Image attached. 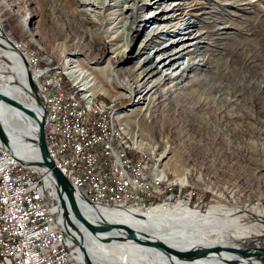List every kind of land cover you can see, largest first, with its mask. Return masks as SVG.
Wrapping results in <instances>:
<instances>
[{"label":"rangeland","instance_id":"1","mask_svg":"<svg viewBox=\"0 0 264 264\" xmlns=\"http://www.w3.org/2000/svg\"><path fill=\"white\" fill-rule=\"evenodd\" d=\"M80 1L0 0V35L17 48H23L30 59L33 54L41 66L49 67L54 84L60 89L72 94L78 91V97L80 93H87L96 102L105 103L112 110L111 116H117L113 122L116 129L125 124L128 129L123 138L130 146H138L141 153L131 152L148 154L146 162L152 165L151 170L158 172L157 188L166 190L167 186H177L180 194L185 191L195 194L190 208L166 207L170 212L162 217L170 226L156 227L153 221L151 225L134 219L154 228L157 234L163 231V242H172L180 251L187 245L202 247L198 250L200 254L214 247L264 249V0H184L195 8L202 7L193 12L201 16L196 18L193 34L205 32L206 42L197 45L203 55L208 54L203 50L205 47L213 48L209 43L218 44L219 52L212 53L215 59L212 63L219 64L220 72L215 73L213 66L200 69L193 66L180 80L181 90L176 96L170 91L164 96L165 86H162L148 101L139 100L130 79L124 84L121 81L133 75L126 68L134 60L116 66L109 51L112 36L118 29L121 31L122 16L116 14L117 9H111L93 20L82 13ZM224 26L227 29L221 34L218 27ZM147 29L143 24L130 33L131 38L138 37L128 54L137 52L140 33ZM191 39L189 43L199 40ZM189 60L187 57L186 63ZM198 60L193 61L198 63ZM13 67L16 65L8 53L0 49V74L7 80L0 79V88L17 87L22 94L15 100L35 108L34 99L19 88L22 71ZM71 70L82 73L78 75V82L67 72ZM111 70L120 82L111 76ZM191 78L199 81L192 82ZM172 85L168 83L167 87L170 89ZM180 92L186 96L181 97ZM202 100L208 104L203 105ZM10 115L11 124L2 115L9 126L27 133L31 131V125L19 115L12 111ZM28 153V157L34 155V150ZM144 166L143 169H148ZM154 209L133 213L152 220L157 217ZM113 214L109 217L114 223L115 219L127 216ZM201 223L209 225L207 232L203 233ZM192 231L199 234V240L177 243L180 236ZM83 241L87 256L94 264H114L119 260L110 254L109 260L104 258L103 263H96L97 258L90 256L92 247ZM115 245L121 248L120 244ZM122 251L124 261L126 254ZM219 251H208L206 259L213 264H229L215 258L220 256L244 261V256L237 253ZM206 259L199 262L205 263ZM247 260L249 264H264V257L253 259L254 262Z\"/></svg>","mask_w":264,"mask_h":264},{"label":"built area","instance_id":"2","mask_svg":"<svg viewBox=\"0 0 264 264\" xmlns=\"http://www.w3.org/2000/svg\"><path fill=\"white\" fill-rule=\"evenodd\" d=\"M26 59L34 83L45 100L44 136L49 158L59 172L92 204L111 210L189 204L195 194L178 187L159 190L157 172L133 165L114 141L112 111L96 102L93 121H85L70 91L60 90L51 71ZM44 176L22 165L0 143V264H77L76 247L54 227V207L46 201Z\"/></svg>","mask_w":264,"mask_h":264},{"label":"bare ground","instance_id":"3","mask_svg":"<svg viewBox=\"0 0 264 264\" xmlns=\"http://www.w3.org/2000/svg\"><path fill=\"white\" fill-rule=\"evenodd\" d=\"M140 3L141 5H139ZM80 4L83 7V9L81 10L82 13L85 12L87 15L90 16V18H93V20L102 17L104 15V12L111 9H117L116 14L122 16L124 21H123V25L120 27L121 31L119 29L115 31L116 35L112 36L111 38L112 43L110 42L111 45L109 47V51L114 56L112 57V59L114 61V65L116 66L124 63L129 59L134 60V64L126 68L133 75H131L130 77H125L124 80L121 81L124 84L125 82H129V79L131 80V82L133 83L132 87L133 86L135 87V91L136 94L139 96V100H144V101L150 100L153 95H156L157 88L162 89V86H165L164 90H162V93L164 92L163 93L164 96L169 91L171 92V94L175 95L177 91L181 90L179 86L180 80L184 78L187 70H189L193 66H195L196 69L197 68L200 69V67L202 66L203 67L213 66L215 73L220 72L218 70L219 64L217 65L212 63L213 61H215V59L213 60L212 53L218 51L216 49L217 48L216 46L218 44L209 43L208 45L213 48H208V47H205L204 49L202 48L204 51L208 53L206 55H203V51L201 49H198L199 47H197V45L206 42L205 40L207 38L205 36L203 37L205 32L202 33L199 32L196 35L193 34L194 29L197 27L196 18L200 19L199 18L200 15L198 16L193 12L196 9H201L202 8L201 6L195 8L189 2H185L184 0H94L93 2H89V0H81ZM166 4H168L169 7H164ZM143 24H144V28L145 29L148 28V29L147 31H143L142 34L140 33V37L138 38V42L140 43L138 50L136 53L130 52L128 54L127 53L128 50L131 49V47L133 46V44L135 43L138 37L136 35V36H132L131 38L130 33L137 31V28H141ZM226 29H227L226 26L218 27V30L222 31L221 34H224ZM186 36L188 37L186 38ZM191 38L197 40L199 39V40L196 43H189L192 40ZM123 47L124 49H122ZM0 49L8 53L9 57L13 60L14 64L16 65V67L13 68L16 69L17 67H19V69L22 71L21 77L22 78L26 77L27 66L25 65V63H27V61L24 58V56L20 53L17 46L14 43L10 42L5 36L0 35ZM25 53L27 54V52ZM27 55L29 57V54ZM187 57H189L190 60L186 63ZM33 59L34 58L32 54L31 60ZM36 59L37 58H35L34 60ZM195 59H199L198 63L193 61ZM39 66H41L40 62H39ZM47 68L49 69V67ZM67 72L70 74L71 77L73 76L75 81L78 82L80 80V76L82 73L79 74L77 70H73V71L71 70ZM112 73L113 71L111 70L110 71L111 76H114L116 80H119L117 75H112ZM21 77L19 79L20 82L21 80L22 82L19 85L20 86L19 88L22 87L21 89H23V91L25 90L27 94L34 99L33 94L30 92V89L28 87L26 78L21 79ZM51 78L53 80V72H51ZM0 79L3 80L4 82H7V80H5V75L3 74L2 75L0 74ZM19 79H17L18 82ZM127 79L128 81H126ZM191 81L198 82L199 80L198 78H191ZM168 83L173 84L172 86H170V89L169 87H167ZM185 86L182 87L184 88ZM80 89L82 88L78 87V90ZM0 92L7 95L10 98L16 99L17 96L20 95L21 90L15 86L6 85L0 88ZM77 93L78 91H75L74 94H72L71 92V96H72V102L75 104L76 109L80 111V117L83 118L85 121H93V113L91 111L95 110L96 101L93 99L92 96H90L87 93L79 92L80 93L79 97L77 96ZM184 95L186 96L185 93L180 92L181 97L184 98ZM200 102L203 103V105H205L207 103V100L206 101L202 100ZM103 104L105 105V103ZM0 112L4 116L6 121L9 124H11L12 118L9 109L1 105ZM1 114H0V125L4 129L5 133L8 135L13 145L15 156L21 159L32 158L34 155H30L29 157L27 156L29 155L28 152L34 149L32 146H30L27 140L28 137H30L31 135L30 134L31 131L27 133L14 129L13 127L9 126L6 123V121H4ZM111 114H110V121L112 124V131L114 132V141L119 142V146L122 150H127L124 151V158H133V165L139 166L140 168H142L145 165L144 168L148 166L147 170H151L152 165L146 162V157L149 158L148 154L146 153L145 155H141L136 153V152H140L137 149L138 146L136 145L130 146L127 143V141L123 138V135L127 132L128 129L127 126L123 124L119 127V129H116L113 122H114V118H116L117 116L113 117L111 116ZM121 119L123 120V118ZM139 146L140 148H142L140 142H139ZM131 150H136V152H131ZM157 176H158V172H157ZM44 179L46 182L44 183L46 184L47 187H49L50 184L46 176H44ZM158 189L160 190V188ZM176 205H185L190 208V203L187 204L186 202L183 203L179 202L173 205V207H175ZM156 207H153L155 208L153 211L155 212L157 217H153L152 220L150 219L149 216L147 217L146 215H139L135 213L144 212V211L148 212L153 208H149L147 210H142V211H139L141 209L138 208L120 209V210L113 209L115 211L113 213L116 214L106 211V209L108 208L97 209L95 210V212L91 213L93 216H89L86 213L87 211L85 210H83V213L91 222L92 221L98 222L99 220H102L104 224L109 225V227H111L110 234L113 236H117V237L125 236V232H124L125 230L122 229L120 225H118L119 223L132 228L139 235H148L154 239L156 238L159 239L162 235L159 233L157 234L155 231H153L154 228L147 227L141 221L134 219L137 218L140 220H144L146 223L149 224H151V222L153 221L152 223L156 227L170 226L171 223H169L165 218L162 217L164 215L167 216V213H169L170 211L164 206H156ZM111 214L117 216H121V214H125L127 216H122L121 218L115 219V223L117 224L116 226L113 220L109 217L111 216ZM172 214L174 215L176 213H172ZM96 219L97 221H95ZM208 226L209 225L207 223L200 224V228L203 230V233L204 231L205 232L208 231ZM80 228H81L80 225L75 227L70 225L69 234L80 245L84 246L83 240H85L86 243L92 247L91 249H89L90 256L97 258L95 259L96 263L99 262L103 263L105 259L109 260L108 258L111 257L110 254H113L114 256L119 257L118 258L119 260L114 261V264H127L128 260L130 263L133 264H187L184 262H179L171 257L170 258L172 259V261L170 263H167L165 261V258L168 257L167 255L149 246H138L131 242H127L120 244L121 246L120 248L113 243H107L106 241L101 240L99 236L96 235L93 236L88 232H86L87 234H85V232H83ZM159 232L163 233V231H159ZM199 237L200 236L197 232L192 231L183 234V236L182 237L180 236L176 241L177 243H179L180 241H188V240L194 242L199 240ZM164 243L180 251L179 246L173 244L172 242L166 241ZM83 248L86 252L85 247ZM96 249L97 251H95ZM122 249L126 254V259L124 261L122 260L123 258V255L121 254L123 252ZM189 249H191V246L187 245L182 251H188ZM246 250H254V249L247 248ZM98 251L101 253H99ZM256 258L260 259L258 257L253 256V254H249L248 256H244V261H240V260H236V261L238 264H249L247 263L248 262L247 259H251L254 262L253 259ZM91 263L94 264L92 261ZM192 264H213V263L209 259H206L205 263L198 261Z\"/></svg>","mask_w":264,"mask_h":264},{"label":"water","instance_id":"4","mask_svg":"<svg viewBox=\"0 0 264 264\" xmlns=\"http://www.w3.org/2000/svg\"><path fill=\"white\" fill-rule=\"evenodd\" d=\"M25 65L27 66L26 81L28 83L30 92L33 94L35 108H29L23 105V103L10 98L1 92L0 106L2 105L3 107L8 108L10 111L19 115L21 119L25 120L31 125V135L27 140L30 146L34 148V156L29 159H21L18 157H16V159L25 166L34 167L39 173H41L43 176H46L48 179L50 184L48 188L49 193H45V196L47 203L51 204L55 209L53 212L54 227L63 234L64 241L71 242L73 245H75L76 250H69V254L74 258L77 264L92 263L88 258L83 246L70 236L69 225H72L73 227L80 225L88 233L93 236H99L101 240H104L107 243L122 244L131 242L138 246H149L171 258L176 259L179 262H184L187 264L204 260L208 257L210 252L213 251L214 253V251H219L220 248L218 247L208 249L210 252H208L206 249V251L201 252V254L198 252V250L202 247L191 248L188 251H179L160 240L152 239L147 235H139L132 228L119 223L118 225H120L122 229L125 230V236L117 237L110 234L111 227L104 224L102 220H99L98 222H91L84 215L83 210L92 213L97 209H105V207L96 206L86 199V197L77 188L71 185L70 182L59 172V170L56 169V167L53 165V162L49 158L47 154L43 128L46 113L45 100L33 81L29 65H27V63H25ZM0 143L4 150L12 154L13 145L1 125ZM95 221H97V219ZM222 250L237 253L240 256H248L249 254H253V256L258 258L264 256L263 248H256L254 250H241L238 248L221 247L220 251ZM215 258H217V260L220 262L238 264L236 260H231L226 257L220 256Z\"/></svg>","mask_w":264,"mask_h":264},{"label":"crops","instance_id":"5","mask_svg":"<svg viewBox=\"0 0 264 264\" xmlns=\"http://www.w3.org/2000/svg\"><path fill=\"white\" fill-rule=\"evenodd\" d=\"M161 235L163 236V233H161ZM160 238H161V237H160ZM160 238H159V239L156 238V240H160V241L163 242V239H162L163 237H162L161 239H160ZM165 261H166L167 263H170V262L172 261V259L168 256V257L165 258ZM127 264H133V263H130L129 260H128Z\"/></svg>","mask_w":264,"mask_h":264}]
</instances>
